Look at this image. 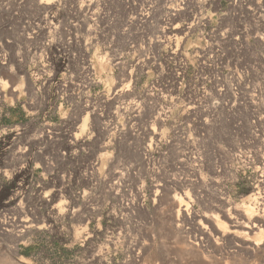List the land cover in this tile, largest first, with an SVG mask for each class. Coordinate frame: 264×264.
Wrapping results in <instances>:
<instances>
[{"label":"rangeland","instance_id":"374dc122","mask_svg":"<svg viewBox=\"0 0 264 264\" xmlns=\"http://www.w3.org/2000/svg\"><path fill=\"white\" fill-rule=\"evenodd\" d=\"M263 163L264 0H0V264H207L168 204L241 207Z\"/></svg>","mask_w":264,"mask_h":264},{"label":"bare ground","instance_id":"6f19581e","mask_svg":"<svg viewBox=\"0 0 264 264\" xmlns=\"http://www.w3.org/2000/svg\"><path fill=\"white\" fill-rule=\"evenodd\" d=\"M180 28L181 27H178L176 25V26L172 27L171 31H174V32L182 31V29H180ZM185 28L188 29V27H185ZM183 30H186V29H183ZM103 61L104 60L102 57L98 58V63L100 65V67H102V64H105ZM1 83H2V85L4 84V82H2V81H1ZM207 135H209V134H207ZM179 152L181 153V151H179ZM201 162H200V166L203 167L205 165L204 164L205 162L204 163L203 162L201 163ZM207 164L210 167V170L212 171V173H214V174L219 173L220 170L218 169V165H216V164L213 165L212 163H207ZM174 166H175V164H174ZM225 168H226V166H225ZM200 169H202V168H200ZM263 170H264V163H263ZM262 177H264V176H262ZM169 180H170V178H169ZM180 181H182V180H180ZM180 181H178V182H180ZM173 182L176 183L175 181H172L171 183H173ZM178 182H177V184L180 185ZM156 186L160 187V186L156 185V183L153 185V188H155L154 196H156L158 191H159L156 188ZM165 194H167V192H165ZM180 198L181 197H179V196L176 199H175V197H173V199H175V201H171L168 204L167 213L169 215V220H170L169 222L175 224V228L174 227L172 228V226H170V224L168 226H170L169 228H170L171 232L178 233V235L180 236V238L184 242L183 239L186 238L185 229H187V227L186 228L182 227L183 224L181 225V223L179 224L178 222L179 221H182V222L187 221V223H189V225L192 224L193 232H191L192 234L190 233L191 234V236L189 238L190 240L188 241V239H185V242H187L189 244L188 246L191 248V250L195 254L201 255L203 258H205V261L207 264H211V262H212V264H221L227 258H229L230 256H233L235 254L245 255L247 257H252L255 259L256 258L261 259L262 257H264V179H260L257 182L253 193L248 198V201L243 202L241 207H239L238 205H237L238 207L236 205L234 206L232 203L225 201L224 205H222V206H216L215 205L216 211H214L212 213L198 214L192 210H189L188 205L183 204L181 202ZM173 199H171V200H173ZM155 200H156V198H155ZM139 206L143 207L142 204H139ZM183 223H185V222H183ZM189 229L190 228H188V230ZM224 240L226 241V244L228 243V244L235 245V248L237 247V250H239V251H236L234 249L233 251H236V253H232V252L228 251L229 253L227 252L226 256H222V255L219 256L221 251L224 252V250H223L224 244L222 245V242ZM236 245H238V246H236ZM185 246L187 247V245H185ZM134 250H136V249H134ZM132 252L135 255V257L140 256V255H138V253L140 252V249H138L136 252H134L132 250ZM140 254H142V253H140ZM223 255H225V254H223ZM136 260L139 261L138 258H136Z\"/></svg>","mask_w":264,"mask_h":264}]
</instances>
